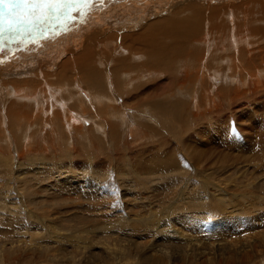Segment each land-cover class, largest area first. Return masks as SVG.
<instances>
[{
  "label": "bare ground",
  "instance_id": "bare-ground-1",
  "mask_svg": "<svg viewBox=\"0 0 264 264\" xmlns=\"http://www.w3.org/2000/svg\"><path fill=\"white\" fill-rule=\"evenodd\" d=\"M77 4L80 7L79 10L83 12L80 16L74 15L75 12L80 11L77 9L75 11L70 4L64 7L63 14L37 23L36 26L32 24L21 26L15 32L5 31L2 35L9 33L11 36L12 33V36L6 40L11 39L10 42L15 47L8 46L10 50H13L0 59V67L16 61V58H59L58 66L54 70L41 68L33 72V67L13 66L0 75V158L5 159L1 163L2 167H7V163L12 165V171H7L8 173L4 176L6 181L2 178L0 183L6 182L8 187L14 183H22L17 178L19 170L26 174H31L35 170L31 166L34 155H42L49 149L54 152H65L66 142H76L72 139L66 140V135L72 136V129L79 133L82 128L85 138L89 133L91 140L101 139L92 135L90 126H85L88 120L96 121L98 126L103 128L104 140H107V143L108 140L119 137L127 139V134L147 137L150 133L160 132L162 123L169 113L175 115L173 124H182L184 114L189 111V104L185 101L187 99L171 102L170 92L192 84L194 86L192 95L200 90L201 103L208 104L214 84L209 83L208 75L203 76V71L208 73V69L214 70L216 77L222 74L219 73L222 72L219 69L221 63L214 65L215 63H211L214 60L219 59L228 66L227 73L232 83L235 78H239L240 84L247 83L245 91L249 92L247 95L237 87L230 89L220 85L217 96L227 100L229 98L231 101L240 98L253 101L254 98L259 99L258 93H264V0H90L89 3L77 2ZM73 5L75 4L72 3ZM55 26L59 27V31H54ZM25 28H28V31L35 29L36 34L29 32L30 37L26 38V41L18 42L19 38L16 35L18 32L22 33ZM51 35H54L53 39L50 38ZM65 35L68 36L65 37ZM63 36L64 43H62ZM4 38L2 39L5 40ZM55 38L59 40V45L54 44L57 48L51 50L48 45ZM2 39L0 41H3ZM33 44L36 46L34 47ZM19 45H23V48L30 45L33 47L31 50L34 51L31 54L18 53L20 49L16 46ZM3 46L0 42L1 58ZM210 58L216 59L207 61ZM35 61L31 59L30 63ZM194 65L196 67L191 71ZM25 73L29 74L21 76ZM179 91L182 92V90ZM192 98L195 99V97ZM192 103L197 106L198 99L196 103ZM172 107L175 110L171 109ZM210 107H215V104H210ZM131 119L134 120L133 124H141L143 130L136 127L132 132V126L129 128ZM147 121L155 129L154 132H145ZM23 127L25 130L22 131L25 132L21 133L20 128L23 129ZM13 141L17 146H14ZM13 146L17 152L8 154L7 151H14ZM16 153H18V159L30 157L28 163L24 159L25 162L18 161L19 169L15 168L16 172H14L11 156L14 161H17ZM238 169H231L228 171L230 173L222 174V179L217 183L219 186L216 187L218 191L212 192L208 189L204 197L199 196L198 193L194 197L185 198L186 203H189L187 201L191 199V203L210 202L216 207L218 205L221 209L218 217L239 220L242 232H239L238 241L232 239L238 234L233 225L228 227L223 224L222 227L221 225L212 227L210 224L211 226L203 227L202 222H199L202 219L200 216H196L195 219L179 218L182 220L181 226L183 223H193L189 226L191 232L193 231L191 235L184 236L185 232L173 229V221L171 222L165 214L172 224L168 222L161 227V223L151 222L155 224V226L152 224L155 227V233L161 231L163 234L174 235L170 239L176 245L171 244V252L168 248H162L159 240L152 239L146 242L147 236L142 243L129 240L130 248L125 250L131 257L128 255L129 258H127L126 254L123 258V251L120 252L118 247V250L113 249V252L115 250L121 254L117 255L119 256L117 259H114L116 255L110 257V261L118 260L119 264H138L140 259L144 262L149 261L151 258L146 255L149 253L157 256L164 254L170 258H163L167 264H178L176 257L179 256L180 251L189 254L200 251L207 262L204 264H256L259 259L264 261V215L261 217L262 225L252 221L254 209L260 210L262 207L259 206L263 202L258 200L257 203L249 205L248 199L244 204L245 207L240 209L234 205L236 202L232 203L231 192L227 191L230 190L227 183L233 178L240 177L241 168ZM246 173L247 171L243 172L244 175ZM222 182L224 184H221ZM251 200L254 201L253 198ZM173 205L177 206L174 203ZM242 212L245 215H241ZM261 213L264 214V211ZM144 220L147 221L145 218ZM135 221L139 222L138 219ZM146 223L145 225L141 221L139 223L140 227L145 226L144 231L151 224ZM134 225L130 229L134 228ZM136 226L134 230L139 227L137 226L136 229ZM181 229L185 230V226ZM198 231H201L202 235ZM28 232H30L29 229ZM167 239L169 240L165 237L163 241ZM123 241L126 243V240ZM217 241L221 243L217 244ZM24 242L27 243L28 240ZM29 242H33L29 246L35 245L33 238H29ZM80 243L90 249L97 245L96 243L88 245L89 243H84L83 240ZM202 244H206V247L201 249ZM121 245L118 244L120 247ZM23 246L24 243L16 246L18 247L16 250ZM103 246V250H106L107 244ZM125 246L127 245H122V248ZM136 249L141 250L139 251L141 255ZM24 250L27 249L24 247ZM134 250L139 255L138 260L134 256ZM165 252L170 254L167 255Z\"/></svg>",
  "mask_w": 264,
  "mask_h": 264
},
{
  "label": "rangeland",
  "instance_id": "rangeland-1",
  "mask_svg": "<svg viewBox=\"0 0 264 264\" xmlns=\"http://www.w3.org/2000/svg\"><path fill=\"white\" fill-rule=\"evenodd\" d=\"M74 4L77 6L74 7L75 5L72 6L71 4L70 7L74 8L75 11L76 9L80 11L75 12L74 15H82L83 12L79 10L78 4ZM71 14L73 13L71 12ZM36 24L33 25L36 26ZM35 29L38 30L36 27ZM35 29L28 31L29 29L25 28L24 32H20L21 34L18 32V35H16L19 38L18 42L26 41V38L30 37V33L36 34ZM54 31H59V27L55 26ZM69 33L70 31L68 35ZM68 35H65V37ZM11 36H9V33L0 36V40L5 37V40L0 41L5 46L1 51L3 56L2 58L0 56V59L11 53L13 49L10 50V47H15L10 42L11 39L6 40ZM65 37L63 36L62 43L65 42ZM50 38L53 39L54 35H51ZM4 41L6 44L3 43ZM51 41L48 48L51 50L57 48L55 46L59 45V40L55 38ZM36 44H33V46L35 47ZM54 44L56 45L54 46ZM20 46H16L20 49L18 53L26 54V49L30 45L25 48H23V45L21 48ZM31 59H35V63H30ZM58 59L16 58V61L0 67V75L13 66L33 67V72L41 68L54 70L58 66ZM214 59L216 58H210L207 61ZM211 63H215L214 65L221 63L219 69L222 72L219 73L222 74L216 77L214 70L208 69V73L203 71V76L208 75L209 83L214 84L210 91L208 104L206 102L204 105L201 103L200 96L202 93L200 90L192 95L194 89L192 84L184 85L182 89L170 92L171 102L187 99L185 101L189 104V111L184 114L182 124H173L175 115L169 113L162 123L160 132L155 133V129L147 121L145 132H154L147 137L145 135L127 134V139H125L126 137H119L113 139L114 142L110 139L107 143V140H104L103 128L99 127L96 121L88 120L85 126H90L92 135L101 139L91 140L89 133L85 138L82 128L79 133L71 128L72 136L66 135V140L72 139L76 142H66L65 152H54L49 149L47 153L34 155L31 166L35 170L31 174H26L22 170L18 171L17 178L22 183H14L9 187L6 186V182L0 183V264H85L86 262V264H119L118 260L110 261V257L116 255L114 259H117L119 257L117 255L121 254L115 250H118L119 247L120 252L123 251L122 257L125 258L127 254V258H129L128 255L130 257L131 255L125 250V248H130L129 240L142 243L145 242L147 236L146 242L152 239L153 241L159 240L160 245L163 246L162 248H168L170 251L172 250L171 244H175L170 239L174 235L171 233L163 234L158 231L157 233L160 235L158 236L154 232L155 224L151 222L161 223L160 226L164 227L163 224L166 225L169 222L168 217L171 222L173 221V224L169 222L174 226L173 229L185 232L184 236L191 235L193 232L189 229V226L193 223H183L181 226L182 220L186 217H191V219L197 218L196 216L202 217L199 222H202L203 227L210 224L212 227L216 225L222 227L223 224L228 227L233 225L238 234L232 236V239L238 241L240 239L239 232H242L239 220L235 218L237 220L235 221L234 218L230 217H218L220 207L218 205L216 207L210 202L191 203L192 200L188 199L187 202L189 203H186L185 200L188 196L194 197L198 193L199 196L204 197L207 195L208 189L212 192L218 191L217 186L219 184L217 183L222 179V174L225 172L230 173L228 171L235 168L236 170L241 168L240 173L238 172L240 177L233 178L227 183L230 188L227 191L231 192L232 203L236 202L234 205L241 209L245 207L244 204L248 199L249 205L261 200L263 203L259 207L262 208L260 210L259 208L254 209L252 216L254 219L252 221H257L255 223L262 225L263 220L261 217L264 215L261 213L264 211V98L262 97L264 93H258L259 99L254 98L253 101L252 99L248 101L247 98L231 101L229 98L227 100L217 96L220 85L230 89L237 87L243 91V94L247 93V95H249V92L248 90L245 91L247 83L240 84L238 82L239 78H235L234 83L230 81L227 73L229 68L225 63L219 59ZM195 67L196 65L191 68V71ZM27 74L29 73L21 76ZM179 90H182V92ZM192 97H195V99ZM197 99L199 104L194 106L192 102L196 103ZM210 104H215V107H210ZM120 106L123 105L120 104ZM171 109L175 110L174 107ZM130 122L132 123H128L129 128L132 126V132L135 131L136 127L143 130L141 124H133V119ZM20 129L21 133L25 132L22 131L25 130L24 127ZM116 143L121 144L117 145ZM116 145L119 148L115 147ZM14 146H17L15 142ZM14 146V151H7L8 154L17 152ZM17 154H15V160L17 161H14L11 156L14 163V172L19 169V162H27L30 157L18 159ZM40 156L42 159L38 158ZM0 159L1 180L5 178L4 176L8 172L12 171V165L10 166V163H7V167H2L1 163L5 159ZM244 171H247L246 175L243 174ZM4 181H6V178ZM221 184H224V182ZM252 198L254 201L251 200ZM165 214L168 217H165ZM240 214L245 215L243 212ZM137 216L142 219L139 217L140 220ZM137 219L139 222L135 221ZM128 220H131V222ZM140 221L143 224L146 222V224H149L150 222V225L153 224L154 226L149 225L146 227L145 231L147 233H145V226H139ZM133 225L134 228L136 225L139 226V230L137 226V230L130 229ZM184 226L185 230L181 229ZM21 227L24 228L21 229ZM28 229L30 232H28ZM131 231L138 233L135 236ZM198 233L202 235L201 231H198ZM152 235L155 237L152 238ZM165 237L169 240L163 241ZM29 238L34 239L35 245L29 246L33 243L29 242ZM94 239H97L96 242ZM25 240H28V242L25 243ZM82 240L84 243H89L88 245L90 243H96L97 245L93 246L92 249L86 248L84 244L80 243ZM123 240H126V243ZM139 240L142 241L139 242ZM122 242L124 243L122 244ZM23 243L24 246L16 250L18 248L16 246ZM120 243L127 246L122 248ZM218 243L221 242L217 241ZM100 244L102 246L107 244V249L103 250ZM168 244L170 245L167 246ZM217 244L215 243V245ZM24 247L27 250H24ZM133 247L135 246L133 245ZM203 247H206V244L200 245L201 249ZM113 249H115L116 254ZM139 251L141 250H137L138 254L141 255ZM170 252L165 253L168 255ZM199 252L189 254L180 251L179 256L176 257L178 258V264H183V262L184 264L191 262L196 264H202L203 262L204 264L206 259ZM134 254L137 257L136 260H138L139 255L136 254L135 250ZM172 254L175 255V253ZM146 255L151 258V261L144 262L140 259L138 264H167V261L163 258L168 257L164 254L157 256L148 253ZM195 255L197 256L195 257ZM262 261L263 259H259L256 264H264V261Z\"/></svg>",
  "mask_w": 264,
  "mask_h": 264
},
{
  "label": "snow or ice",
  "instance_id": "snow-or-ice-1",
  "mask_svg": "<svg viewBox=\"0 0 264 264\" xmlns=\"http://www.w3.org/2000/svg\"><path fill=\"white\" fill-rule=\"evenodd\" d=\"M77 2L90 0H0V36L63 14L65 6Z\"/></svg>",
  "mask_w": 264,
  "mask_h": 264
}]
</instances>
